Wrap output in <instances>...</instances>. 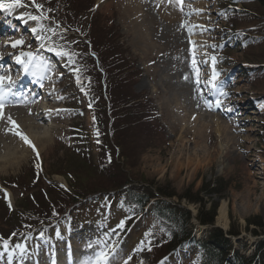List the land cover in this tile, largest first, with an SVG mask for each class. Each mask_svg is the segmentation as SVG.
I'll return each instance as SVG.
<instances>
[{"label": "rangeland", "instance_id": "374dc122", "mask_svg": "<svg viewBox=\"0 0 264 264\" xmlns=\"http://www.w3.org/2000/svg\"><path fill=\"white\" fill-rule=\"evenodd\" d=\"M50 1L37 0L49 17L39 21L42 28L28 20L27 14L39 13L28 6L29 0H22L25 7L13 9L4 23L18 16L23 19L13 20L15 24L8 25L11 29L0 33V48H5L0 52L4 57L0 67L7 76L19 83L25 70L14 57L32 52L38 59L29 67L28 78L31 73L49 75V91L54 94L50 105L60 110L59 114L55 111V119L46 121L55 131L50 144L39 152V159L32 162L35 153L31 149L22 165L0 175V186L13 183L20 190L12 193L2 187L4 192H0V264H9L4 240L8 241L11 264H36L49 260L51 249L71 246V237L82 245L88 261L96 251H110L115 246L109 264H124L128 256H132L128 264H197L193 253L182 255L178 251L183 246L174 251L179 256L175 262L164 259L163 247L169 239L146 214L149 205L140 219L132 222L134 228L116 242L121 229L117 226L129 220L125 211L119 210L120 194L131 185L157 195L174 194L159 201L189 211L196 240H205L209 232L212 236L219 230L223 235L220 248L229 252L228 258L257 260L254 256L259 243H264V77L251 76L264 65V42L256 41L258 20L250 22L247 18L253 16L246 13L264 20L256 5L260 0L244 4L238 0H203L201 19H195L194 24L193 6L201 0H189L191 6L185 9L184 18L190 25L181 23L184 18L178 14L180 22H165L159 8L162 0H54V5H48ZM4 15L0 11V16ZM191 24L207 30L191 29ZM34 27L35 34L31 31ZM139 33L145 34L143 44L136 39ZM37 34L41 39H36ZM191 38L203 41L190 44ZM20 39L23 45L12 48L11 42ZM47 46L75 53L72 62L49 52ZM193 54L200 68L199 85L192 68ZM213 55L221 72L219 81L229 94L220 97L221 108L214 104L218 94L205 82L211 76ZM180 81L184 87L169 85ZM188 98L198 107L203 105L199 109L207 116L225 122L229 138L220 137L205 121L195 120L188 124V136L180 140L182 130L176 129V120L192 113L194 105L187 103ZM204 99L213 103L211 111ZM111 159L115 166L108 170ZM37 163L40 169L35 167ZM74 181L79 187H74V200L66 206L59 191L47 189L68 190ZM44 192L52 196V203L62 204L50 219H38L53 208L45 202ZM28 195L38 206L29 204L31 209L22 213L20 204L28 202ZM9 202L12 210L3 207ZM221 203L227 206L225 226L217 221ZM214 206L212 224L195 220L198 214L208 218ZM25 218L37 220L26 229L29 232L8 234L14 226L27 223ZM62 219L67 224L70 221L72 228L67 229L64 223L56 228ZM29 229L47 234L49 242L30 237ZM17 244H28L25 258L27 253L17 258ZM105 245L109 247L105 249ZM54 255L61 257L59 252Z\"/></svg>", "mask_w": 264, "mask_h": 264}, {"label": "bare ground", "instance_id": "6f19581e", "mask_svg": "<svg viewBox=\"0 0 264 264\" xmlns=\"http://www.w3.org/2000/svg\"><path fill=\"white\" fill-rule=\"evenodd\" d=\"M168 0H162L160 5V10L162 13V17L167 23H174V21L178 20V15L182 17L187 16L186 8L190 5L189 0H184L183 3V11H180V6L175 3H169ZM185 4V2H187ZM204 4L203 0L201 3L194 4V8L197 10ZM128 14L127 12H125ZM200 12L196 11L191 14L194 19L192 23L194 24V20H200ZM189 15V14H188ZM8 15L0 16V27L4 30L5 28L11 29L9 23H6V17ZM127 16V15H126ZM123 16V17H126ZM180 19V20H181ZM12 20V21H11ZM17 21V18L10 19V24L14 25ZM5 22V23H4ZM180 22V21H179ZM190 25V20L185 19L181 22ZM191 29L192 24H191ZM144 35L139 33L136 37L137 41L141 44L144 43ZM191 41L202 42L201 39H190ZM7 43V42H6ZM5 48H0V52H4ZM4 58V57H3ZM4 59H0V66H2ZM40 63V62H39ZM0 75L7 76L4 68L0 67ZM28 72H25L21 77L19 83H15L12 86V91L17 93H23L25 99L22 103H11L6 105L4 112L5 116H11L13 120L19 125V130L22 131L25 135L29 137L32 143L35 145L38 152L42 151L45 147L50 144L52 139V134L55 131V127L52 126L50 122L48 126H46V121L51 119H55V110L52 108L50 103L53 101L54 94L49 91L52 78L49 75L42 76L39 73H31L30 79L28 78ZM184 78V76H183ZM184 80V79H183ZM15 81V79L13 80ZM22 85V88L19 87ZM170 87H184L182 81L178 83H170ZM7 87V85H6ZM24 90L26 92L24 93ZM34 101V102H33ZM37 101L40 102L39 105H34ZM187 103L194 105L191 109L192 115L190 114L188 117L179 116L176 120V129H181L180 140L183 137L188 136L189 128L188 124L194 123L196 120L197 123H201V121H205L207 123V127H214L217 133H219L220 137L224 136V138H229V129L227 128V124L225 122L219 121V118L212 117L213 115L207 116L199 107L193 104L192 99L188 98ZM211 111V110H210ZM170 114L173 110L170 109ZM201 112V113H200ZM195 117V118H193ZM203 125V123H202ZM206 126V125H205ZM10 127L6 123L5 120H0V175L6 172L8 169H15L22 165L24 161L27 160V153L31 150L27 145H25L18 137L8 133H5V129ZM36 160V155L33 157L34 162ZM264 203V201H263ZM227 219V206L225 203H221L218 208L217 213V221L221 223V225H226ZM69 241L73 243L71 246H61L56 249L50 250V259L49 260H41L38 264H89L88 258L82 254L83 248L81 244H76L74 239L69 238ZM59 252L61 257L53 256V253ZM60 256V255H59Z\"/></svg>", "mask_w": 264, "mask_h": 264}, {"label": "trees", "instance_id": "16d2710c", "mask_svg": "<svg viewBox=\"0 0 264 264\" xmlns=\"http://www.w3.org/2000/svg\"><path fill=\"white\" fill-rule=\"evenodd\" d=\"M62 2H65L63 0H60ZM241 3H249L251 0H238ZM52 3L53 5L55 4L54 0L48 2V5ZM68 3L66 2V6ZM256 5H258L260 13L264 14V0H260ZM60 6V5H59ZM241 13V12H240ZM241 15V14H240ZM246 15L253 16L252 18H247L250 22L255 21L256 19L258 20V30L260 31L257 35L256 41H258V44H262L264 42V20L261 21L260 16L258 15L255 16L256 14H252L251 12H247ZM255 38L251 40L247 45L252 44L254 42ZM247 46V47H248ZM264 53V52H263ZM254 75H258L259 77H264V65H261L258 67V71L254 73L251 77ZM96 133V132H95ZM98 137V136H96ZM99 141L97 142V144ZM118 155V153H116ZM114 160H110V164L108 166V170L112 169L114 167ZM66 176V175H65ZM67 179V176H66ZM74 184L69 183V188L65 190L58 189L54 186H51L50 188H47L48 190H55L59 191L62 196H64V201H62L63 204L68 205L71 201H73L75 197L74 193V187H79L78 182H73ZM127 184H125L126 186ZM2 187H8L10 191L13 193L19 192L20 190L18 187L15 186V184H7L3 183ZM7 189V188H6ZM122 193L120 194V197L122 198L121 206L119 210L125 211L127 218L126 224L124 225V228L130 229V231L134 228L135 224L132 222L134 221L135 218L140 216V214L143 211V208L149 205V209L146 211V214L151 216L153 219L156 221V226L159 227V229L163 232L165 236L168 237L167 243L164 245V257H168L169 254L171 255L174 250L177 248H183L185 253H193L195 262L197 264H264V243H259L258 251L255 254L254 259L250 260H244L242 257H236L232 256L229 257V252L225 249H222V233L219 230H214L211 236V232L208 234V238L205 240H194L193 235H192V226L189 223L190 220V213L188 210L185 208L179 207V206H171L168 203H165L163 201H159V198H171L174 197V194H163V192L159 193L160 195L153 194L147 188L142 187V186H129L127 187L124 191H121ZM44 195L46 196V203L48 202L49 205H53V208L46 213H43L40 215L38 219H50L53 218V216L57 213L56 209H59L61 205L56 204L55 202L52 201V196L48 195L47 192H44ZM23 196V194H21ZM179 199L183 197H178ZM71 200V201H70ZM151 200H154L152 203H150ZM26 202H22L20 204L19 210L22 212H26L27 210L31 209L29 204H33L34 206H38V203L34 199V197L28 195V199ZM196 200H193L190 202H194ZM199 202V201H198ZM200 203V202H199ZM3 207H7L9 209V206L4 203ZM9 210H12L9 209ZM45 208L41 209L38 212V215L43 212ZM214 211H215V206L212 209L211 214L209 215L208 218H201V215H197L196 219L198 222H201L204 225L209 226L208 224H212L213 222V217H214ZM22 212V213H23ZM25 221L27 223H22V225L14 226L13 229L8 232V234L13 235L15 233L18 234L19 232L22 233H27L26 230L29 225H31L33 222H36V219L33 220H28L25 218ZM39 223V222H38ZM19 224V223H18ZM30 228V227H29ZM31 230V229H29ZM32 231V230H31ZM29 232V231H28ZM145 234H147L145 232ZM14 235V236H15ZM211 236V237H209ZM213 239L218 240V244ZM188 249V250H187ZM225 250V251H224ZM163 254V253H162ZM162 256V257H163ZM163 257V258H164Z\"/></svg>", "mask_w": 264, "mask_h": 264}, {"label": "snow or ice", "instance_id": "6c2138e0", "mask_svg": "<svg viewBox=\"0 0 264 264\" xmlns=\"http://www.w3.org/2000/svg\"><path fill=\"white\" fill-rule=\"evenodd\" d=\"M168 2L175 3L176 5L180 6V11H183V3L184 0H168ZM28 6L33 7L36 12L39 13V15H32V14H27L28 20L35 21L39 25V21L48 19L49 17L44 14L43 12V6L37 2V0H29ZM25 7V4L22 3V0H0V11H4L7 15L12 14V10L15 8H21ZM159 7V5H158ZM203 11L202 9H197L196 12L199 13ZM17 19H23V16H18ZM10 24V22H8ZM11 26V24H10ZM39 27H43V25H39ZM181 27H184L182 24ZM192 27L194 28H202L204 31L207 29L203 28L202 25H193ZM32 33H37V28H32L31 29ZM36 39H41L39 34L36 35ZM24 41L22 39L20 40H15L11 42V47L16 48L19 45H23ZM189 43H193L192 41H189ZM41 47H45L44 44H41ZM211 47H215V45H212ZM47 50L49 52L54 53L58 57H67L70 62H72V57L75 55V53H69L64 50L63 47H53V46H47ZM0 59H3V57H0ZM38 58L33 55L32 52H20L19 55H16L14 57V60L17 64H20L23 66L25 72L29 70L30 66H33L34 61H36ZM211 62H212V72L210 78L205 81L210 88L213 90L214 93H217V98L214 101L215 107L216 108H221L223 101L220 99V97H227L229 94L227 91L223 90V85L219 81V78L221 76V72L217 70V57L215 55L211 56ZM35 66H39L38 64ZM192 68L193 72L196 75V80L195 83L199 85L201 83V78H200V68L197 66L195 54H193V59H192ZM74 71L79 72V69H74ZM184 79H188V77H184ZM16 82L12 80L11 76H4L0 75V120H5L10 127H7L5 129V133L12 134L16 137H18L25 145H27L29 148L32 149L33 153L36 155V159H39L40 154L37 151L35 145L32 143V141L29 139L27 135H25L22 131L19 130V125L16 123L15 120L11 118V116H5L4 109L6 105L11 104V103H22L25 99L23 93H17L12 91V86ZM7 85V87H6ZM203 99V97H201ZM34 102V101H33ZM204 104L206 107H208L209 110L213 109V103L208 101L207 99L203 100ZM91 107V105H89ZM228 111H231V109H227ZM57 114H59L60 110H55ZM195 118V117H193ZM37 169H40L41 165L37 163L35 165ZM63 187V186H61ZM5 198L6 200L8 199L7 193L5 192ZM9 209H11V203L9 202ZM118 228H123L124 223L123 221L117 226ZM15 235V233L13 234ZM60 233L57 232V236L59 237ZM41 238H43V232L41 233ZM88 248H93V244L89 242L87 245ZM3 247L5 249V252L9 253V264H11V253L9 252L8 248V241L4 240L3 241ZM109 246L105 245V249H107ZM16 249H19L20 254L23 255L26 251L25 246L22 244H17ZM149 250H151L149 248ZM116 251L115 246L111 247L110 251L107 250H100L96 251L94 257L89 261V264H109V257ZM132 259V256H128L127 259L124 260V264H128V262Z\"/></svg>", "mask_w": 264, "mask_h": 264}]
</instances>
